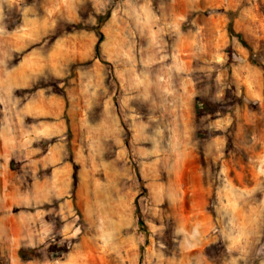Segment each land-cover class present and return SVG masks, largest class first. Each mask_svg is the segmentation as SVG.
<instances>
[{
    "label": "rangeland",
    "instance_id": "rangeland-1",
    "mask_svg": "<svg viewBox=\"0 0 264 264\" xmlns=\"http://www.w3.org/2000/svg\"><path fill=\"white\" fill-rule=\"evenodd\" d=\"M252 60L264 0H0V264H264Z\"/></svg>",
    "mask_w": 264,
    "mask_h": 264
},
{
    "label": "trees",
    "instance_id": "trees-1",
    "mask_svg": "<svg viewBox=\"0 0 264 264\" xmlns=\"http://www.w3.org/2000/svg\"><path fill=\"white\" fill-rule=\"evenodd\" d=\"M100 22H102V18L99 20ZM95 30L96 31H98V29L97 28H95ZM229 32H230V34L231 35H234V29H233V27H232V22H230V24H229ZM236 36L243 42L244 40H243V38H242V36H241V34H236ZM244 43V42H243ZM245 44V43H244ZM245 46L248 48V50H249V52H250V54L252 55V53H253V50H252V48L250 47V46H248L247 44H245ZM97 53H99V45H97ZM257 66H259L261 69H263L264 70V64H262L261 62H258V61H255V60H252ZM66 103H67V100H66ZM64 117H65V119H66V121H67V124H68V127H69V120H68V116H67V113L65 112V114H64ZM68 133H70V128H68ZM136 212H137V214L139 213L138 212V209L136 210ZM139 216H140V214H138ZM141 222H142V220H140ZM19 254H20V256L22 257V258H27L28 256H27V250H25V249H23V248H21L20 250H19Z\"/></svg>",
    "mask_w": 264,
    "mask_h": 264
},
{
    "label": "crops",
    "instance_id": "crops-1",
    "mask_svg": "<svg viewBox=\"0 0 264 264\" xmlns=\"http://www.w3.org/2000/svg\"><path fill=\"white\" fill-rule=\"evenodd\" d=\"M63 168L65 169L66 168V165H64Z\"/></svg>",
    "mask_w": 264,
    "mask_h": 264
}]
</instances>
